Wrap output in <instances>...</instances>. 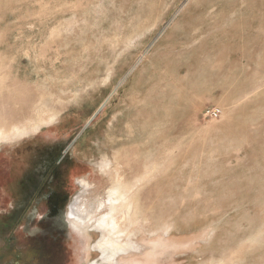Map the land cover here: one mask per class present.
<instances>
[{"label": "rangeland", "instance_id": "rangeland-1", "mask_svg": "<svg viewBox=\"0 0 264 264\" xmlns=\"http://www.w3.org/2000/svg\"><path fill=\"white\" fill-rule=\"evenodd\" d=\"M44 144L70 203L131 189L118 264H264V0H0V174Z\"/></svg>", "mask_w": 264, "mask_h": 264}, {"label": "flooded vegetation", "instance_id": "flooded-vegetation-1", "mask_svg": "<svg viewBox=\"0 0 264 264\" xmlns=\"http://www.w3.org/2000/svg\"><path fill=\"white\" fill-rule=\"evenodd\" d=\"M69 147L56 158V147L44 144L16 184L11 173L0 174V264L91 263L79 258L82 229L68 216L71 194L61 177Z\"/></svg>", "mask_w": 264, "mask_h": 264}, {"label": "bare ground", "instance_id": "bare-ground-1", "mask_svg": "<svg viewBox=\"0 0 264 264\" xmlns=\"http://www.w3.org/2000/svg\"><path fill=\"white\" fill-rule=\"evenodd\" d=\"M83 184L85 186L83 192H85L88 189V184ZM130 190L131 189H126L124 191L121 188H114L113 193L115 197H112L110 200V210L103 215H100V210L105 203L101 204L102 202H98L99 200L88 203L84 200V196H82V198L78 196L71 204L70 213L68 214L69 218L75 220L79 226L92 223L91 230H97L99 228L103 232L102 240L95 244V246L102 251L103 257L95 261H93V259L90 264H118L121 256L129 254L130 252L140 253L142 251L143 245L133 240L132 237H130V233L126 232V229L123 228L126 225L122 219L123 216L125 218L124 208L129 204L131 205ZM120 206L122 207L121 210ZM135 218L136 214L134 213L129 222L132 226L130 227V232L135 230L133 228V225L136 224Z\"/></svg>", "mask_w": 264, "mask_h": 264}, {"label": "built area", "instance_id": "built-area-1", "mask_svg": "<svg viewBox=\"0 0 264 264\" xmlns=\"http://www.w3.org/2000/svg\"><path fill=\"white\" fill-rule=\"evenodd\" d=\"M210 113H211V115H213V116H215V117L219 116V113H218L217 111H212V112H210Z\"/></svg>", "mask_w": 264, "mask_h": 264}]
</instances>
